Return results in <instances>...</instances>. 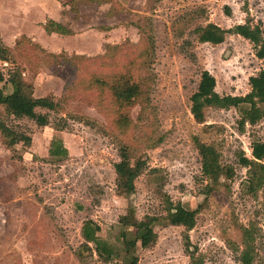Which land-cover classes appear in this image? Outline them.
Wrapping results in <instances>:
<instances>
[{"label":"rangeland","instance_id":"374dc122","mask_svg":"<svg viewBox=\"0 0 264 264\" xmlns=\"http://www.w3.org/2000/svg\"><path fill=\"white\" fill-rule=\"evenodd\" d=\"M60 1L74 14L67 18L76 31L71 42L76 49L54 52L50 44L40 49L26 40L11 50L8 61L0 58L5 79L18 70L34 96H52L61 107L38 110L49 117L44 127L28 118H9L0 108V117L31 139L27 148L22 143L8 147L0 132V264H84L78 251L86 244L88 221L100 226L102 240L120 249L122 216L131 210L139 220L161 219L169 202L204 206L190 231L160 221L157 241L136 250L138 264H191V254L195 264H240L241 227L254 231V264H264V187L250 192L248 168L240 164L241 157L252 158L254 141H264V118L242 127L239 108H209L204 124L191 114L203 71L215 77L219 95L244 96L250 77L264 66L258 48L242 36L227 35L217 45L200 43L195 28L248 23L264 30V0L79 1L77 16L69 9L71 0ZM63 52L82 59L77 78L67 63L59 64L64 56L53 57ZM132 61V81L149 82L141 84L142 97L123 130L110 93L100 97V85L87 88L83 79L87 73H121ZM72 80L73 88L66 89ZM0 86L10 92L8 85ZM194 136L215 144L221 162L235 172L229 191L220 188L206 203L208 182ZM52 138L63 140L65 158L48 155ZM126 145L134 161L145 163L129 198L117 193L114 169ZM84 258L85 264H115L94 252L85 251Z\"/></svg>","mask_w":264,"mask_h":264},{"label":"trees","instance_id":"16d2710c","mask_svg":"<svg viewBox=\"0 0 264 264\" xmlns=\"http://www.w3.org/2000/svg\"><path fill=\"white\" fill-rule=\"evenodd\" d=\"M90 4H104L111 0H71V11L77 16L79 13L78 2ZM48 34L57 33L60 35H71L72 31L67 27L55 21H49L45 25ZM194 32L200 43L221 44L227 35H240L252 42L258 48V56L263 60L264 64V30L259 26H252L248 23L239 24L230 29H223L220 26L209 23L207 25H199ZM28 40L23 37L18 43ZM30 41V40H28ZM16 45V47L18 46ZM42 49L38 44H35ZM113 48L108 49V51ZM11 50L5 47L0 41V58L8 61V55ZM64 56V57H63ZM53 57L61 59L59 64L67 63L68 67L73 70V77L77 78L79 72L78 55H68L61 53V56L54 54ZM113 57L110 55L108 58ZM82 58V57H81ZM104 58V57H103ZM76 59V60H74ZM92 60V58H90ZM135 61L124 65L121 73L96 74L87 73L83 83L87 88L93 89L99 86L102 94L111 95L112 101L115 102L117 119L116 124L124 130L130 124L128 112L142 97V83L146 85L149 79L143 81H132L131 69ZM126 69V71L124 70ZM72 77V78H73ZM71 80V79H70ZM69 82V83H68ZM66 89L73 88L74 81H68ZM8 85L10 92H6L0 86V108L7 117L34 120L38 126L44 127L49 123V117L46 114L38 112L39 109H45L51 112H58L61 108L60 103L52 96L36 97L34 96L33 86L25 81L23 75L18 70L9 75L8 79L4 78V74L0 71V85ZM250 92L244 96L226 95L221 96L216 92V79L208 71H203L197 91L191 97V114L198 124L206 123V113L209 108L229 109L239 108L242 110L241 125H256L264 118V66L262 70L255 76L250 77ZM147 98V97H146ZM147 101V99H145ZM0 132L8 147H14L22 143L26 148L30 145L31 139L24 134L19 133L13 126H9L6 121L0 117ZM193 144L196 147L201 158V171L203 177L208 184L204 189L205 200L220 188L230 189V183L234 179L235 172L231 166H226L221 162V154L215 144L206 143L198 136H194ZM252 158L241 157L240 164L248 168V185L250 192L256 193L264 187V141H254L251 146ZM120 161L114 165L116 173L117 193L125 198H129L135 192V181L143 173L144 162L133 160V152L129 146H121L119 150ZM49 156L56 158H65L67 149L64 142L60 138H53L49 148ZM204 204L199 205L195 209L186 208L182 204L174 205L169 202L167 208V216L159 219L147 216L143 220H139L133 211L120 218V240L121 248L118 249L108 242L102 240L98 233L101 231L93 221H88L84 226V235L86 244L78 251V258L85 264V251L93 254L96 253L99 259L106 263L115 262V264H138L139 258L136 253L138 248L147 249L157 241V233L155 226L163 221L165 225L181 226L190 231L196 225L200 211ZM243 239V250L240 253V264H254V231L247 227L240 228ZM94 244V248L89 245ZM189 252V250H188ZM191 264H195L194 257L191 254Z\"/></svg>","mask_w":264,"mask_h":264},{"label":"crops","instance_id":"0c3cea01","mask_svg":"<svg viewBox=\"0 0 264 264\" xmlns=\"http://www.w3.org/2000/svg\"><path fill=\"white\" fill-rule=\"evenodd\" d=\"M67 14L72 15L60 0H0V41L10 50L16 48L23 37L42 47L50 44L57 48L54 52L64 47L69 48H65L66 50H74L77 46L71 42L77 35L73 24L68 21ZM51 20L67 26L72 34H48L45 25ZM40 40L43 42L41 43Z\"/></svg>","mask_w":264,"mask_h":264}]
</instances>
